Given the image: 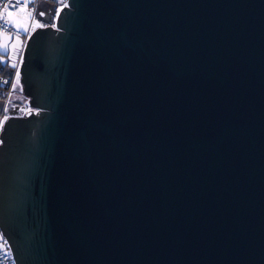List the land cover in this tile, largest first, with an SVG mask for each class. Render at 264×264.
I'll use <instances>...</instances> for the list:
<instances>
[{"label":"water","instance_id":"water-1","mask_svg":"<svg viewBox=\"0 0 264 264\" xmlns=\"http://www.w3.org/2000/svg\"><path fill=\"white\" fill-rule=\"evenodd\" d=\"M67 1L0 130L15 264H264V0Z\"/></svg>","mask_w":264,"mask_h":264},{"label":"built area","instance_id":"built-area-1","mask_svg":"<svg viewBox=\"0 0 264 264\" xmlns=\"http://www.w3.org/2000/svg\"><path fill=\"white\" fill-rule=\"evenodd\" d=\"M22 2L28 5L30 12H32L34 15V19L36 16L41 18V16L39 15V12L41 10L47 11L49 9V14L51 18V21L49 22V24L51 26L53 25L56 26L57 15L61 7L63 5L64 6L67 5L68 1L67 0H22ZM15 3H16V0H0V23H4L7 20L5 17L1 16V12L5 11V8L8 5H14ZM28 23H29V32L31 33L32 32L31 30L32 20L29 19ZM0 32H4V31L0 30ZM4 33H11L13 37L17 36L16 30L14 28ZM19 37L21 38L22 43H21L20 53L18 54L16 61H15L16 67L7 68L6 72L0 73V91L2 93L1 94V107H0V120H3V117L6 115V113L4 112V108L5 107L7 108L8 103L10 102L12 91L14 89L12 85L15 84V80L17 79L16 73L17 71L19 72V66L22 60V51L25 46L26 40L29 37V33L21 31L19 34ZM0 264H15L14 258L9 249L6 250L0 247Z\"/></svg>","mask_w":264,"mask_h":264},{"label":"snow or ice","instance_id":"snow-or-ice-1","mask_svg":"<svg viewBox=\"0 0 264 264\" xmlns=\"http://www.w3.org/2000/svg\"><path fill=\"white\" fill-rule=\"evenodd\" d=\"M17 8L23 10V9H26L27 8V5L24 4L22 2V0H16V3L14 5H8L6 8H5V11H7L8 13V20H6L4 23H0V30H3L4 32H7L9 31L10 29H15L16 30V35H17V42L16 44H13V48L15 49L17 47V45L19 44V34L20 32H26V33H29L30 35V32H29V19L32 20V23H31V30L32 31H35L36 28L38 27H44L43 24L39 23L38 21H35L34 19V15L32 12H25L24 13V19L23 20H16V19H12V16H13V11H15ZM11 9V10H9ZM41 15H43V13H41ZM53 27H55V25H53ZM7 40H8V37L5 36V43L3 45L4 49H5V52L7 51V48H8V44H7ZM13 67H16L15 63H13L12 65ZM16 84H13L12 87L15 88L17 86V84H19V72L17 71L16 73ZM8 111V109L5 107L4 108V112L6 113ZM21 111H25V109H21ZM30 114V109L27 110ZM9 119L8 115H5L3 117V120H0V130L3 129V124L5 121H7ZM0 247H2V245H0Z\"/></svg>","mask_w":264,"mask_h":264},{"label":"rangeland","instance_id":"rangeland-1","mask_svg":"<svg viewBox=\"0 0 264 264\" xmlns=\"http://www.w3.org/2000/svg\"><path fill=\"white\" fill-rule=\"evenodd\" d=\"M25 12H30V10L28 8V5H27L26 9L21 10V9L18 8L16 11H14L12 19L23 20L25 18L24 17V13ZM1 16L5 17L7 20L9 19L7 11L1 12ZM35 21H38L41 24H45V21L42 18L37 17V16L35 17ZM16 42H17V36H14L13 39L11 40V42L9 43V53H8V56H7L8 60H7V63H6V67L7 68L13 67L12 65H13V63H15L16 58H17L18 54L20 53L21 43H22L21 38L19 37V44L14 49L13 48V44H16ZM19 78H20V75H19ZM15 84H16V80H15ZM21 88H22V86H21V83L19 81V84H17V86L12 91L10 102L8 103V107H7L8 111L13 109V106L15 105V103H19L21 101L22 102L26 101V97L22 93ZM17 100H20V101H17ZM0 245H2L1 248L6 249V250L8 249L7 244L1 238V235H0Z\"/></svg>","mask_w":264,"mask_h":264},{"label":"flooded vegetation","instance_id":"flooded-vegetation-1","mask_svg":"<svg viewBox=\"0 0 264 264\" xmlns=\"http://www.w3.org/2000/svg\"><path fill=\"white\" fill-rule=\"evenodd\" d=\"M26 101H27V97H26ZM26 101H21V102H19V103H15V105L13 106V109H15V107L17 106V105H25V108H27L28 106L26 105ZM23 111H21V109H19L18 110V113H22Z\"/></svg>","mask_w":264,"mask_h":264},{"label":"trees","instance_id":"trees-1","mask_svg":"<svg viewBox=\"0 0 264 264\" xmlns=\"http://www.w3.org/2000/svg\"><path fill=\"white\" fill-rule=\"evenodd\" d=\"M7 71V67H6V65L5 66H1L0 65V73H2V72H6ZM1 91H0V107H1ZM17 101H20V100H17Z\"/></svg>","mask_w":264,"mask_h":264}]
</instances>
